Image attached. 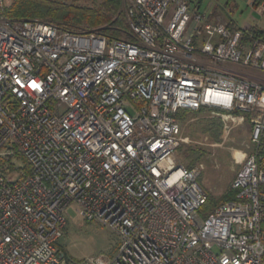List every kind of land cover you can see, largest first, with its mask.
Returning a JSON list of instances; mask_svg holds the SVG:
<instances>
[{
    "label": "built area",
    "instance_id": "obj_1",
    "mask_svg": "<svg viewBox=\"0 0 264 264\" xmlns=\"http://www.w3.org/2000/svg\"><path fill=\"white\" fill-rule=\"evenodd\" d=\"M5 8L0 264H264V38L195 0H124L126 38ZM209 110L248 119L254 150L203 217L200 170L176 155L181 112ZM72 206L117 233L111 260L67 255Z\"/></svg>",
    "mask_w": 264,
    "mask_h": 264
},
{
    "label": "rangeland",
    "instance_id": "obj_2",
    "mask_svg": "<svg viewBox=\"0 0 264 264\" xmlns=\"http://www.w3.org/2000/svg\"><path fill=\"white\" fill-rule=\"evenodd\" d=\"M9 6L12 0H4ZM71 3V0H62ZM254 0H197L200 11L212 20L233 22L245 29L264 20L252 10ZM101 0H79L76 7H97ZM124 0H122L121 12ZM264 27V24H262ZM69 29V28H68ZM84 31H89L85 26ZM76 30V29H70ZM122 38H126L122 35ZM182 113V112H181ZM241 115L209 110L187 112L181 119L182 144L177 152V161L185 167L200 170V183L208 195L221 202L230 192L233 181L254 150L251 141V125L248 119L240 121ZM214 120L221 126L216 136L207 132ZM68 227L60 244L75 262L103 258L111 260L117 252V233L97 222H86L72 206L67 211Z\"/></svg>",
    "mask_w": 264,
    "mask_h": 264
},
{
    "label": "trees",
    "instance_id": "obj_3",
    "mask_svg": "<svg viewBox=\"0 0 264 264\" xmlns=\"http://www.w3.org/2000/svg\"><path fill=\"white\" fill-rule=\"evenodd\" d=\"M77 1L79 0H71V3H64L62 0H12L5 8V16L10 19L51 22L64 28L76 29L75 31H84L82 28L85 26L89 31H97L111 38H122L123 31L128 28L126 19L120 11L122 0H101L100 5L91 8L76 7L74 3ZM263 3L264 0H254L252 6L258 9ZM229 26L232 31L237 30L231 23ZM252 31L264 38V29L254 27ZM186 113L182 112L180 118ZM220 126L221 122L214 120L206 130L216 136ZM234 199L235 192L232 188L221 202L208 195V201L201 210V215L205 217L221 203Z\"/></svg>",
    "mask_w": 264,
    "mask_h": 264
},
{
    "label": "crops",
    "instance_id": "obj_4",
    "mask_svg": "<svg viewBox=\"0 0 264 264\" xmlns=\"http://www.w3.org/2000/svg\"><path fill=\"white\" fill-rule=\"evenodd\" d=\"M195 2H196V4L198 3V5L200 6V2H197V0H195ZM254 2V1H253ZM252 7V10H254L255 12H257L258 13V11H257V9H255L253 6H251ZM259 14V13H258ZM260 16H264V15H261V14H259ZM235 28H237V29H242V28H239V27H237L233 22H230ZM262 24H264V20H261V21H259L256 25H248V26H246L245 27V29H253L254 27H256V28H260V29H264V27L262 26Z\"/></svg>",
    "mask_w": 264,
    "mask_h": 264
},
{
    "label": "snow or ice",
    "instance_id": "obj_5",
    "mask_svg": "<svg viewBox=\"0 0 264 264\" xmlns=\"http://www.w3.org/2000/svg\"><path fill=\"white\" fill-rule=\"evenodd\" d=\"M34 87H38V86H35V85H34Z\"/></svg>",
    "mask_w": 264,
    "mask_h": 264
}]
</instances>
